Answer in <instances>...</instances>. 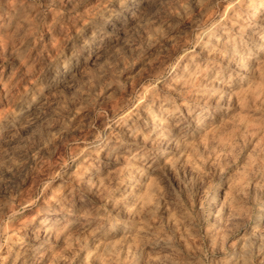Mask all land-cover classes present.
I'll use <instances>...</instances> for the list:
<instances>
[{
  "label": "clouds",
  "instance_id": "obj_1",
  "mask_svg": "<svg viewBox=\"0 0 264 264\" xmlns=\"http://www.w3.org/2000/svg\"><path fill=\"white\" fill-rule=\"evenodd\" d=\"M0 264H264V0H0Z\"/></svg>",
  "mask_w": 264,
  "mask_h": 264
}]
</instances>
